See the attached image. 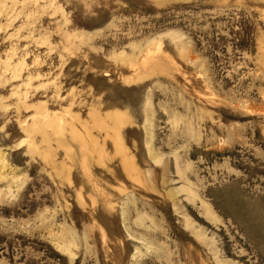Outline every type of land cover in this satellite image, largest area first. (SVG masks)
Wrapping results in <instances>:
<instances>
[{
  "label": "rangeland",
  "instance_id": "1",
  "mask_svg": "<svg viewBox=\"0 0 264 264\" xmlns=\"http://www.w3.org/2000/svg\"><path fill=\"white\" fill-rule=\"evenodd\" d=\"M0 264H264V0H0Z\"/></svg>",
  "mask_w": 264,
  "mask_h": 264
}]
</instances>
